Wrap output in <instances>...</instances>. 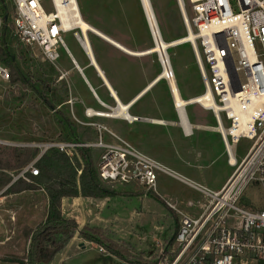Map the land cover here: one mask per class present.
Returning a JSON list of instances; mask_svg holds the SVG:
<instances>
[{"label": "rangeland", "instance_id": "rangeland-1", "mask_svg": "<svg viewBox=\"0 0 264 264\" xmlns=\"http://www.w3.org/2000/svg\"><path fill=\"white\" fill-rule=\"evenodd\" d=\"M149 2L161 39L165 44L169 45L181 40L188 34L190 29H188L186 20L189 21L192 15L190 0H149ZM77 4L84 21L131 52L143 53L156 46L141 0H77ZM44 7L45 10H52L50 1H47ZM12 14L11 0H0V32L3 29L4 20H6L8 42L15 54L16 64L22 70L27 82L31 83H24L20 75H16L13 80L11 77L10 83L0 89V140L6 142V146H0V178L3 179L19 174L23 168L21 167L22 163L34 153L35 148L26 147L27 144L70 140L58 120L57 111L63 112L75 126L79 142H96L97 136H99L98 128L89 125L90 123L97 124L93 121L94 118L86 120L78 114L79 107L82 105L80 98H90L91 94L81 83L80 76L76 72L72 71L71 75L66 74L67 70L72 68L71 59L66 51L63 48L60 49L61 58L56 66L44 62L37 50H31L21 44L11 34ZM74 32L81 35L79 30ZM74 32L64 34L63 40L68 50L77 59H81L84 58V52L75 39ZM191 32L195 34L194 31L191 30ZM88 37L95 56L107 70L108 77L117 80L124 91L131 92L133 90V94L136 95L163 73L158 53L142 56L126 54L93 33L89 32ZM0 47H2L1 42ZM166 53L173 70V79L181 97L188 100L203 95L204 84L196 61L194 42H181L179 45L167 47ZM10 72L12 73V68H10ZM73 83L76 84L73 85ZM32 85L41 91L44 97L32 89ZM47 86L48 90H44V87ZM119 95H121L120 92ZM44 98L50 101V106L45 103ZM108 105L102 107V110L98 112H116L115 101ZM132 108H134L133 113L136 116L141 115L148 120L143 124L150 128L149 133L147 132V138L139 137L137 142L128 141L125 137L122 140L145 155H151V151L160 150V152L167 153L173 149L172 155L176 163L194 170L196 161L190 163L185 154L196 156V147H199L200 150L208 149L200 161L202 165L200 173L205 180L198 182L211 190H217L222 186L225 177L233 168L227 163L228 155L219 134L209 133L215 131L208 129L197 130L195 135L190 137L181 135L182 140H180L171 132L172 125L160 126L149 122L153 119L164 122L176 119L175 104L170 93L168 79L163 78L151 87L134 103ZM186 112L191 123L217 128L213 114L208 108L193 104L186 107ZM91 113L95 114L96 112L91 111ZM97 125L101 127L102 133H106V137H103L104 144H120L109 134L107 127ZM223 126L225 128L229 126L225 119ZM136 131L142 134L143 127L136 125ZM183 139L187 143H184ZM252 143L251 140L245 138L239 140L235 147L238 161L246 155ZM90 149L96 174L105 187L128 194L143 193L142 196H119L98 204L103 208L102 216L111 218L113 221L112 225L117 230V239L115 240H123V242L136 240V243H133L135 245L145 242L146 251H150L149 254L153 255L154 259L158 257L156 262H159V258L160 262H163L164 256L168 255L164 248L167 247L168 240L175 234L177 224L175 218L179 224V216L171 210L168 205L170 203L165 202L168 206L165 207L161 202L148 196L147 193L163 195L164 190L159 185L154 191L147 190L139 182L121 184L107 183L101 180L99 165L102 156L109 150L106 148ZM167 186L170 188L173 186L181 194L178 199H181L183 203L180 201L173 202V204L183 211L189 210L186 205L188 199L203 201L199 193L178 182ZM3 189L4 187L0 184V193ZM246 197L253 200L257 207H263L264 197L257 185L249 187L245 194ZM68 207V204L65 203V209ZM89 207L94 208L95 203L81 201L73 206L78 214V209ZM0 212L2 213V211ZM2 234L9 237L6 243L1 242V240H5L4 236L1 237ZM16 235L13 231H8L6 234L0 231V264H23V260L27 263L25 261L26 243L24 240L18 239ZM77 248L85 249L79 246ZM162 250H164L163 254ZM100 253L96 246L88 245L86 251L74 262L77 264H103L104 261H101ZM137 253L138 251H136Z\"/></svg>", "mask_w": 264, "mask_h": 264}, {"label": "built area", "instance_id": "built-area-1", "mask_svg": "<svg viewBox=\"0 0 264 264\" xmlns=\"http://www.w3.org/2000/svg\"><path fill=\"white\" fill-rule=\"evenodd\" d=\"M47 1L51 3V11L45 10ZM190 2L192 15L186 22L189 31L195 33V55L204 92L211 93L209 110L229 159L234 157L231 147L241 138L253 142L246 155L235 162L223 187L213 191L189 181L110 131L120 144H104L101 127L94 123L89 125L98 128L96 142L27 144L37 153L19 174L12 176V182L19 179L30 182L29 174L39 175L38 161L53 149L72 158L78 148H106L109 151L99 165L101 180L139 182L147 190L155 191L159 175L163 174L186 184L203 198L201 202L188 200V211L168 204L179 216V227L173 243L164 248L168 255L159 264H264V205L259 208L253 200L245 198L251 185H257L264 197V0ZM11 3V34L21 44L37 50L44 62L56 66L61 48L69 54L63 35L76 31L70 12L63 18L59 16L58 6L68 8L69 0H11ZM74 37L82 47L79 33L74 32ZM170 76L174 77L172 69L168 80ZM10 81V68L0 56V89ZM244 116L252 122V137L243 132L232 134ZM224 119L229 124L227 128L223 126ZM0 146H6V142L0 140ZM99 252L106 251L99 247Z\"/></svg>", "mask_w": 264, "mask_h": 264}, {"label": "crops", "instance_id": "crops-1", "mask_svg": "<svg viewBox=\"0 0 264 264\" xmlns=\"http://www.w3.org/2000/svg\"><path fill=\"white\" fill-rule=\"evenodd\" d=\"M111 40H113V39H111ZM113 41L116 42L115 40H113ZM116 43H118V42H116ZM120 46H122V45H120ZM123 48L126 49L127 51L131 52L126 47H123ZM81 49H82V47H81ZM91 49H92V46H91ZM117 49H119V48H117ZM119 50H121V49H119ZM82 51L84 52V58H81V59H77V57L74 56L70 51H69V54L67 53L71 59L72 68L67 70L66 74L71 75L72 71L76 72L80 76L81 83H83L86 90H88L89 93L91 94L90 98H85V99H83V97L80 98V102L82 105L79 107L78 114L80 116L84 117L86 120H89L90 118H94L93 121H95L97 124H100L102 126L107 127L111 133H113L114 135H116L117 137H119L121 139H123L125 137L128 141L137 142L139 137H143V139L145 137L147 138L150 128L147 127L146 124H143V123H145V121H148V120L146 118L142 117L141 115L136 116L133 113L134 108H132V107L137 100H139L146 92H148V90L151 87H153L161 79H158V81L155 82V80L158 78L157 77L154 81L151 82V83H153V82H155V83H153V84L149 83L144 89H142L136 95H134L132 92L133 90H131V92H129V90L124 91L123 88L120 87V84L117 80H115L114 78L108 77L107 70L104 69V66L102 65V63L99 62V60L97 59L93 49L91 51H92V54H93L94 59L96 61L97 69L93 66V63L90 61V59L86 55L85 50L82 49ZM126 54H129V53H126ZM130 54L135 55L134 52L133 53L131 52ZM100 72H102V74L106 78V80H105V81H107L106 83L107 84L109 83L112 90L117 95L118 101L123 105L131 104V105H129V108L126 111L127 114L130 116V119L129 118L127 119V117L124 115L114 117V118L101 117V116H97L95 114H92V116H91V111H93V112L101 111L102 107H104V106L107 107V106H109L108 105L109 103H114V101H116L113 98L112 92L108 90L105 82L99 76ZM71 84H72V82H71ZM75 84L76 83H73V85H75ZM147 88H148V90L145 91ZM169 89H170V87H169ZM119 92L121 95H119ZM179 93H180V91H179ZM138 94L139 95L141 94V95L139 96ZM171 96H172V94H171ZM74 98L76 99L77 97H74ZM172 99H173V102L175 104L176 119L174 118L173 121H169V122H164V121H161L159 119H153V120H149V122H151L155 125H160V126L161 125H172L170 128L171 132L173 133V135L177 136L180 140H182L181 135H183L184 137H190L193 134L195 135V131H197V130H207L208 129L210 131L211 130L215 131V132H209V133L219 134L217 128L209 127V126H202V125H198V124L190 122L188 115H187V112H186V107L193 105V104H189V105L184 106L183 111H181L177 107L173 96H172ZM191 99H193V98H191ZM188 100H190V99H188ZM188 100H185V101H188ZM116 104H117V110H116V112L111 113V114L120 115L121 108H120L119 104L117 103V101H116ZM198 105L201 106V104H198ZM202 107H204V106H202ZM204 108H207V107H204ZM183 115H184V117H183ZM157 121L161 122V123H155ZM135 123H137V124H135ZM136 125L143 127L142 134L140 132L136 131ZM186 130H191V134L187 135L185 133ZM102 136L106 137V133H102ZM220 137H221V135H220ZM97 138H98V136H97ZM221 140H222V137H221ZM183 141H184V143H187V141H185L184 139H183ZM222 143H223V140H222ZM223 146H224V150H225L226 154L228 155L224 143H223ZM235 147L236 146L231 147V152L234 153V157L232 156V158L229 159V156H228V159H227L228 165L233 169H234L233 165L235 164L236 161H238L236 159L237 153H236ZM207 150L208 149H205V148L200 150L199 147H196V151H195L196 156L188 154V153L185 154L186 159L190 160V163H192V161H196V169L195 170H197V171H195L192 168L191 169L187 168L186 166L184 167V165H181L179 163H176L175 158L172 155L173 149L172 150L170 149V151L167 153L162 152V151L160 152V150L151 151L150 152L151 155L147 154V156H149L152 159L160 162L161 164H163L164 166L169 168L171 171H173L177 175H179V176H181V177H183L189 181H192V182L198 183L202 186H205L198 181H204L205 180V178L200 173V170L202 167L200 161L202 160L203 156L206 154ZM91 154H92V152H91ZM92 158H93V156H92ZM93 161H94V159H93ZM232 172H233V170L230 171L228 173V175L225 177V180L222 183V186L219 189L213 190V191L220 190L223 187V185L225 184V182L228 180V178L230 177ZM192 178H194L196 180H194ZM167 179H170V180H167ZM12 180L7 186L4 187V189L2 191L3 193L5 192V190L8 187H10L13 184ZM167 181H169V182H167ZM173 182L175 184L178 182V183L188 187L189 189L193 190L192 188H190L186 184L178 181L175 178L160 174L159 178H158L157 187L159 185L160 188H162L165 193L163 195H161V194L160 195L157 194V195L164 202H167L170 204H173V202H180L181 201V199H178L181 197V194L177 190H175V188L173 186H172V188L167 186V185H173L174 184ZM205 187H207V186H205ZM193 191H195V190H193ZM195 192H197V191H195ZM2 194L0 195V211H2L3 214L0 212V219H1L0 231L4 232L5 234L8 233V231H13L14 233H16L17 234L16 236L18 239L20 238V239L24 240V242L26 243V246H27V251H28L29 245H30V240H31V237H32L34 230L39 225L43 224L47 218L48 210H49V197H48L47 193L45 192V190H43V189L24 190L22 192L10 194V195H6V196H2ZM115 198H117V197H115ZM108 199H111V198L96 199V198H92V197H81V196L80 197H64L62 199V202H61L62 214L67 218L74 219L79 225V230H81L85 226L98 227V228H101L110 237V239H112L114 242H123V240L122 241L115 240V239H117V235H116L117 230L114 227V225H112L113 221L111 218H108L106 216H102L103 208L98 206V204L104 203V201H107ZM188 200H190V199H188ZM81 201H83V202L88 201L89 203H91V201H93L95 203V207L94 208L89 207L86 209L85 208L84 209H78V211H79V214H78L77 212H75V209L73 208V206H74V204L79 203ZM65 203L68 204V206H69L67 209H65ZM41 205H42V207H41ZM3 236H4L5 240L4 241L1 240V242L6 243L9 239V237H6V235L2 234L1 237H3ZM75 241H76V245H75ZM134 241H131V242L124 241L129 246L127 249H128V252L133 257V260H136V258H142L144 261L149 262V264H159L160 263V258L158 260L159 262H155V261H157L156 259L158 257L154 259V256L149 254L150 251L149 252L146 251L145 242H139L137 245H135L133 243H136V240H134ZM142 241H144V238H142ZM88 245H90L91 247L96 246L98 252H99L98 248L101 247L100 245H98L96 243L89 242V241L82 239L79 236V233H76L74 238L64 248V250H62L60 253H58L56 255V257L51 262V264H77L74 261L77 258H79L82 253H84L86 251V248ZM77 246L85 248V249L80 250L79 248H77ZM136 251H138L137 254H136ZM100 255L102 257L101 261H104L103 264H135V263L125 262V261L109 254L107 251L105 253L101 252Z\"/></svg>", "mask_w": 264, "mask_h": 264}, {"label": "trees", "instance_id": "trees-1", "mask_svg": "<svg viewBox=\"0 0 264 264\" xmlns=\"http://www.w3.org/2000/svg\"><path fill=\"white\" fill-rule=\"evenodd\" d=\"M5 22L6 20H4L3 29L0 32V42L2 45V47H0V56L3 62L12 68V80L16 75H20L25 83L27 82L26 77L16 64L15 54L9 46L8 31ZM27 83L29 84L31 82L28 81ZM31 87L35 89L38 94L43 95L42 92L37 90L33 85ZM47 88L48 86L44 87V90H48ZM44 101L50 106V101L47 98H44ZM56 113L69 139L78 141L76 128L69 118L61 111H57ZM36 153L37 151H34V153L22 163L21 167L34 158ZM37 167L39 169V175L33 176L29 174L30 182L19 179L2 194V196H6L24 190L43 189L49 197L47 218L43 224L39 225L34 230L25 258L27 263L23 260V264H51L56 255L64 250L76 233H79L82 239L100 245L109 254L125 262L149 264V262L144 261L142 258L133 260V257L127 249L129 246L125 242H114L101 228L85 226L79 230L78 223L74 219L65 217L61 209V202L64 197L81 196L103 199L119 196H142L143 193L128 194L105 187L96 174L91 149L86 147L78 148L76 154L73 155L72 158L53 149L41 157L37 163ZM4 179L0 178V184L3 187L11 182L12 177ZM147 194L156 201L161 202L165 207H168L157 194L153 192H148ZM175 220L177 223L175 226V234L168 240L167 246L173 243L179 227L177 218H175Z\"/></svg>", "mask_w": 264, "mask_h": 264}, {"label": "bare ground", "instance_id": "bare-ground-1", "mask_svg": "<svg viewBox=\"0 0 264 264\" xmlns=\"http://www.w3.org/2000/svg\"><path fill=\"white\" fill-rule=\"evenodd\" d=\"M143 5H144V11L146 13V17L148 20V23L150 25L153 37L156 39L157 44L155 47H153L152 49H150L147 52H143V53H135V56H142L145 54H152V53H158L159 57H160V61H162V66H163V73L161 74V76H159L156 80L158 81V79H167V75H169L170 73V62L169 59L167 57V53H166V48L167 47H172V46H176L177 44L179 45V43L181 42H194L195 40V36L194 34L189 31L188 34L182 38L181 40L175 41L169 45L165 44L162 39H161V35L159 33V28L158 25L156 23V18L154 15V12L151 8L150 2L149 0H143ZM58 11H59V16L60 17H65L68 15L72 18V23L73 26H75L76 30H79L80 32V36L82 38V48L85 50L86 55L88 56V58L90 59V61L93 63V66L97 69L96 67V61L94 59V56L92 54V49H91V45H90V41H89V37L88 34L93 33L96 36L100 37L101 39L105 40L106 42H108L109 44L113 45L116 48H119L122 50V52L125 53H131L129 51H127L126 49H124L122 46H120L118 43L114 42L113 40H111L110 38H108L106 35L100 33L99 31H97L96 29H94L92 26H90L86 21H84L82 19V16L80 14L79 11V7L78 4L76 2V0H69V6L68 8L64 7V6H58ZM133 53V52H132ZM99 76L103 79V81L105 82L107 88L109 91L112 92L113 98L114 100L117 101V103L119 104L120 108H121V113L120 115H113L111 113H105V112H96L95 115L97 116H101V117H106V118H114V117H118V116H126L127 119H130V116L127 114V109L129 108V105L131 104H127V105H123L118 101V97L115 94V92L112 90L111 86L109 85V83L107 84L105 81L106 78L104 77V75L102 74V72L99 73ZM169 87H170V92L174 98V101L177 105V107L179 108V110L183 111V107L189 104H201V106L210 108V106L212 105V96L210 92H204L203 95L197 96L193 99H190L188 101H185L184 99L181 98L177 84L175 82V80L173 78H169ZM153 82V83H155ZM151 83V84H153ZM149 88V87H148ZM148 88L145 90L147 91ZM144 91V92H145ZM143 94V93H142ZM139 95V94H138ZM141 95V94H140ZM139 95V96H140ZM115 101V102H116ZM132 103V102H131ZM118 112V111H117ZM93 113H91L92 115ZM184 117V115H183ZM184 122V121H183ZM155 123H161V122H155ZM251 126H252V122L249 121V118L247 116L242 117L240 123L236 124L235 127L232 129V134H238L240 132H243L245 134H249L252 137V133H251Z\"/></svg>", "mask_w": 264, "mask_h": 264}, {"label": "water", "instance_id": "water-1", "mask_svg": "<svg viewBox=\"0 0 264 264\" xmlns=\"http://www.w3.org/2000/svg\"><path fill=\"white\" fill-rule=\"evenodd\" d=\"M141 2H142V5H143V0H141ZM143 7H144V5H143ZM145 14H146V13H145ZM154 40H155V42H156V44H157V41H156L155 38H154ZM161 64H163L162 61H161Z\"/></svg>", "mask_w": 264, "mask_h": 264}]
</instances>
